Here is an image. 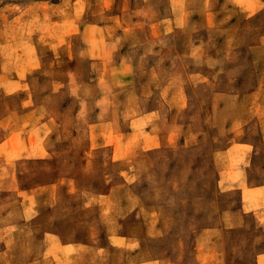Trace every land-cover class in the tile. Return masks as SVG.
<instances>
[{
    "label": "rangeland",
    "instance_id": "1",
    "mask_svg": "<svg viewBox=\"0 0 264 264\" xmlns=\"http://www.w3.org/2000/svg\"><path fill=\"white\" fill-rule=\"evenodd\" d=\"M199 1L201 10L196 16L209 19L208 29L202 30V25L196 32L190 27L176 31L168 28L160 44L154 24L170 15V0H0V249L3 243L6 247L0 253V264H23L17 260L19 255H29L41 244L34 237L31 220L53 203L51 188L41 184L57 177L68 189L72 177L66 176H85L83 181H90L106 174V149L92 151L98 153L95 158L89 153L83 155L91 145L85 135L86 123L78 124L76 119L80 113L92 120L98 99V108L104 115L112 101L111 113L124 118L118 125L123 131L129 129L128 118L142 113L141 104L151 91L157 90L155 87L167 86L164 94L168 99L179 88L182 106L171 110L166 107V115L177 114L198 138L168 156L175 160L168 162L166 156L157 155L154 171H145L142 161L134 177L126 176L129 181L141 180L153 186L156 194L167 197L170 207L199 191L196 184L216 181L213 172L207 176L202 160L210 162V167L211 163L216 167L219 158L228 159L234 166L248 163L241 157L250 153V147L242 148L239 138L230 139L232 135H242L244 125L230 121L239 115L238 73L246 67L240 56L246 52L245 47L264 36V9L239 27L238 22L247 13L230 0H219L216 11L209 12L204 9L207 0ZM192 36L210 38L206 51L240 55L227 60L225 74L202 82V77L190 76L192 66L182 58L190 50ZM234 36H238L236 40ZM223 39L225 44L221 43ZM94 51L114 59H89L97 54L91 56ZM123 55L132 57L133 70L116 65ZM256 56L263 58L264 49ZM159 64L163 66L161 70L150 73L148 66ZM111 66H115L113 71ZM176 68L183 74L176 75ZM223 90L228 92L222 95L219 92ZM248 114L255 116L254 111ZM64 115L69 117L66 123ZM22 187L28 189L20 191ZM218 194L215 211L220 207ZM101 206L100 229L91 224V219L83 224L87 223L89 239L103 232L104 242L108 233L126 229L118 226L109 205ZM56 213H61L71 230L81 220L74 208ZM52 219L51 216L49 220ZM187 222L174 214L166 225L172 234ZM169 242L173 246V241ZM248 244L246 237L234 243L232 264L245 259L243 248ZM122 254L120 249L119 261L126 259Z\"/></svg>",
    "mask_w": 264,
    "mask_h": 264
},
{
    "label": "crops",
    "instance_id": "2",
    "mask_svg": "<svg viewBox=\"0 0 264 264\" xmlns=\"http://www.w3.org/2000/svg\"><path fill=\"white\" fill-rule=\"evenodd\" d=\"M197 2L200 1L170 0L169 18H159L154 24V28L159 31L160 44L164 42L168 28L176 31L190 27L192 32H196L199 25H202V30L208 29L209 19L196 16L201 10ZM218 3L219 0H213L212 3L207 0L205 11H216ZM230 3L242 13H247H244L245 19L238 22L239 27L256 12L264 9L263 0H251L250 3L230 0ZM237 37L234 36L233 40ZM209 41L210 38L192 36L190 50L182 57L188 59L192 66L190 76L202 77V82L225 74L229 65L227 60L240 55L232 51H206ZM221 43L225 44V39ZM244 49L246 52L240 59L246 67L239 71L237 83L240 95L239 115L230 122L243 124L245 132L239 137L232 135L230 139L239 138L241 142L238 144L242 148L250 147V153L241 157L245 160L247 158L246 165L234 166L228 159L224 158L222 161L218 157L216 167L214 163L210 167V162L206 164L202 160L207 176L213 172L217 175L216 181L206 180L196 184L195 188L199 191L178 199L176 206L170 207L167 205V197L162 193L156 194L153 186L141 180L129 181V178L135 176L138 170L136 166H140L142 161L145 171H154L158 165V161H155L157 155L168 159L175 151L181 150L190 142L193 144L198 138L177 114L174 117L166 115V107L171 110L182 106L183 98L179 88L168 99L164 94L167 86L162 84L155 87L157 90L151 91L141 104L142 113L128 118L129 129L123 131L118 125L124 118H117L112 114V101L110 103L109 100L108 110L104 115L101 108H98V99L92 120L88 121L86 115L80 113H77L76 119L78 124L86 123L85 135L91 145L83 155L89 153L95 158L98 153H91L92 151L106 149V174L95 176L90 181H83L85 176L81 179L79 175L66 176L72 177L68 189L63 185V180H58L57 177L41 184L51 188L53 199V203L47 206L48 209L37 212L31 220L35 228L34 237L41 244L34 247L35 251L31 254L19 255L17 260L23 264H232L234 243L246 237V242L250 241L243 248L247 253L246 259L238 264H264V57L256 56L259 50L264 49V36L258 37ZM95 53L97 54L94 55ZM91 56L93 57L88 58L114 59L109 54L97 51ZM120 58V62L116 64L118 67L124 70L134 69L130 55ZM148 67L152 73L161 70L163 66L159 64ZM114 69L115 66H111V70ZM175 74L183 72L176 68ZM227 92L223 90L219 93L224 95ZM83 106L87 109L85 104ZM251 111L255 112V116H248ZM68 118L64 115L63 122L66 123ZM230 147L232 146L222 152ZM139 157L141 160H138ZM172 160L175 159H168V162ZM97 162L98 160L94 161L96 164ZM126 176L129 178L126 179ZM19 189L24 191L28 188ZM83 193L89 197H85ZM214 193H220V207L217 211L213 207ZM104 203L110 206L118 226H123L126 231L108 233L104 242H101L104 233L100 232L96 239L91 240L87 234V223L85 226L83 223L91 219V224L100 229L99 217L102 213L101 204ZM71 208L78 211L81 218L72 230L70 225H66L61 213H56ZM174 214L186 218L188 222L182 230L171 234L166 223ZM51 216L53 219L49 220ZM168 236L172 237L168 239ZM167 240H172L173 246ZM120 249L126 256L125 261H119L117 257ZM5 251L3 243L0 253Z\"/></svg>",
    "mask_w": 264,
    "mask_h": 264
},
{
    "label": "bare ground",
    "instance_id": "3",
    "mask_svg": "<svg viewBox=\"0 0 264 264\" xmlns=\"http://www.w3.org/2000/svg\"><path fill=\"white\" fill-rule=\"evenodd\" d=\"M63 233V232H62ZM242 259V258H241ZM246 259V258H245ZM247 261V260H246Z\"/></svg>",
    "mask_w": 264,
    "mask_h": 264
}]
</instances>
